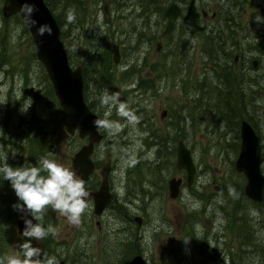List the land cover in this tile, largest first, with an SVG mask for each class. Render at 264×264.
<instances>
[{
  "label": "rangeland",
  "instance_id": "374dc122",
  "mask_svg": "<svg viewBox=\"0 0 264 264\" xmlns=\"http://www.w3.org/2000/svg\"><path fill=\"white\" fill-rule=\"evenodd\" d=\"M51 1L54 12H59L61 3ZM199 1L211 5L224 0ZM232 1L226 0L227 3ZM1 3L2 0L0 7ZM101 3L98 6L95 4L93 9L99 10ZM232 9L231 5L230 11ZM237 10L241 13L240 22L250 19L255 23L252 31L255 37L246 36L244 45L256 48L258 52L255 56H259L260 61L250 73L248 85L243 86V101L247 104L248 97H254L253 105L257 110L248 105L247 111L249 115L254 113L260 137V168L264 173V0H256L251 6H237ZM207 13H210V8ZM65 15L66 12L62 15L63 42L71 66L86 58L84 49L92 47V44L107 46L110 83L103 77L105 82L97 86L98 74L88 70L83 78L84 93L86 101L101 116V120L116 122L118 128L110 132L99 127L104 136L92 150V158L99 159L97 164L103 162L108 152L113 166L110 173L112 198L104 210L94 214L91 200L86 198L88 207L79 225L70 224L51 207L44 211L42 219L35 221L45 228L52 225L56 229L57 234L50 235L51 244L57 248L53 255L55 264L57 259H61L57 256L61 248L69 258H79L81 264H119L125 256L124 252L126 255L132 252L133 246L129 245L127 249L126 240H134L138 248L135 252H139L148 264H228L229 256L239 251L235 208H243L247 216L255 220L258 207H251L243 200L244 194L242 191L240 194L238 189L239 186L242 188L244 176L233 168L241 116L217 120L216 111L212 109L215 92L210 87L213 84L219 87L221 83L211 75L206 58L200 54L201 40L206 33H197L183 54L168 55L163 47L156 52L155 41L162 43L159 36L161 23L157 20L153 22L156 14L151 11L149 46L143 42L142 47H136V30L128 28L133 24L139 28L137 21L119 22L118 26L115 23L116 36L125 38L130 47L120 53L117 63H112L110 53L117 38L111 40L106 37L111 41L104 43V36L99 35L101 42L97 31L100 23L86 22L81 15L69 23ZM257 16L261 18L260 22H257ZM85 28L87 36L92 31V39L82 36ZM92 53L90 51L88 55ZM93 57L90 55L87 58L93 60ZM133 62L140 67L130 71ZM161 70L162 75L156 77ZM203 74L211 78L208 81L210 84L196 90L192 81L200 80ZM144 80L151 84L146 87ZM138 86L142 91L138 90ZM105 92L122 95L121 102L128 105L137 120L129 122L117 114L116 108L101 105L100 97ZM144 95L146 98H143ZM148 95L151 96L147 100ZM133 102L134 107H131ZM237 105L235 103L236 109ZM163 108L166 109L165 117L159 118ZM170 110H173L172 119ZM30 117L41 120L37 127L47 132L44 139L48 147H42L45 149L41 157L53 159L72 171L69 158L86 138L65 131L57 100L42 65L35 57L29 32L19 16L4 17L0 11V162L6 158L15 161L18 155L22 160L26 159L28 147L23 139L25 135H14V126L20 120L24 123L22 127L26 128L25 122L30 121ZM31 126L36 128V125ZM105 139H110V143L106 144ZM178 139L189 149L195 166L188 185L184 182V171L174 166V146ZM171 175L181 178L179 192L174 198L166 194V179ZM134 214L141 216L137 233L134 221L130 225L124 222L125 216L131 219ZM95 220H98L100 228L96 227ZM256 224L253 223L254 227ZM48 238L32 241V244L42 251ZM25 239L22 234L14 232L4 258L19 255V245ZM185 239L188 241L185 242Z\"/></svg>",
  "mask_w": 264,
  "mask_h": 264
},
{
  "label": "water",
  "instance_id": "95a60500",
  "mask_svg": "<svg viewBox=\"0 0 264 264\" xmlns=\"http://www.w3.org/2000/svg\"><path fill=\"white\" fill-rule=\"evenodd\" d=\"M246 1L251 2V0ZM24 5L34 9L30 14V18L23 11ZM0 11L4 17L17 13L29 32L34 45L35 57L42 65L59 105L60 119L65 131L70 135L75 132L78 137H86V142L79 145L70 156L71 169L77 178L85 182L88 174L93 169V162L90 158L93 143L101 137L97 126L93 122L101 118L87 106L83 99L80 65L71 66L68 63L65 45L59 35V27L44 0H2ZM176 12L177 8L172 3L164 10L166 23L162 34L169 30ZM195 15L192 0H190L182 16L185 31L180 40L181 49L195 30L203 28L202 25H198L194 21ZM45 26L51 29V34L47 31L43 35L39 34V29ZM117 55V50L114 49L112 51L114 62L117 61ZM252 63L254 65L255 60ZM238 138L239 143L233 160V168L244 176L243 194L258 202L263 196L264 186V176L259 165V140L254 128L245 118L239 120ZM175 167L184 170L185 184H190L194 174V163L189 149L180 139L177 140L175 145ZM107 170L108 164L106 162L102 164L99 171L100 181L97 188L87 191L92 198V209L96 215L110 200ZM180 183L179 176H170L167 179V196L169 198L176 197L180 189ZM134 218L139 221L138 216ZM24 219H32L35 224V220L28 213L16 209L15 232L17 234L23 233ZM58 264L65 263L62 259H59ZM127 264L147 263L139 253H135L129 258Z\"/></svg>",
  "mask_w": 264,
  "mask_h": 264
},
{
  "label": "flooded vegetation",
  "instance_id": "af4514ba",
  "mask_svg": "<svg viewBox=\"0 0 264 264\" xmlns=\"http://www.w3.org/2000/svg\"><path fill=\"white\" fill-rule=\"evenodd\" d=\"M158 1L159 2L154 7H152L151 6V0H68L70 5H73V6L79 5L80 6L79 13L81 16H83L85 18L86 22L100 23L101 24L100 27L98 26V30H97L99 41H101L100 36H104V38H103L104 43L110 42L111 40H115L114 38H117V41L113 46V50L114 49L117 50V54H118L117 55V61L114 62L112 60V51H113L112 50L110 53V59H111L112 63H117L119 61V58H120V53L123 52L125 49L130 47L129 44H126L125 38L120 39L119 37L116 36V34H115L116 27H114L115 23L118 26L119 22L123 23V22H127V21L133 22V20L137 21V26L139 28H136V25H134V24L129 26V28H128L129 30H136V35H137L136 47L138 48L139 46H141L143 44V42L144 43L146 42L149 46V44H150V32H151L150 20H151L152 8L155 9V11H152L153 14L154 13L156 14L153 22H155L157 20V22L161 23V27L159 29V36L162 40V43L160 40L155 41L154 50L156 52H159L160 48L163 47V48L167 49L168 55H170L172 53L173 54L174 53L175 54H183L184 50L187 49L188 45L191 43V41L193 40V38L196 36L197 33L198 34L203 33V32L206 33V36L210 39V45L206 46V47H200V51H201L200 54H202L204 56V58H206V60H207L206 65H207V68H211V69H209L211 71V75L216 76L217 77L216 80L223 85V87H224L223 95H224V93L227 92V90L228 91L231 90L230 87H233L234 90H236V87H238V91L242 92L243 86L248 85V83H249L250 73H252L258 67L260 57L255 56V52L257 51L256 48L244 45V43H245L244 39L246 38V36H247V38H251V39H253L255 37V34L252 32L253 28H255V23L250 19H248L244 23L240 22L241 13L239 10H237V6H238V8L244 6V4H246L247 6H251L252 4L255 3L256 0H251L250 3L247 2L246 0H233L231 3H227L226 0H224V1H220L218 4L213 2L211 5L208 2L200 3L199 0H192V5L194 6V11L196 12L194 21L198 25H202L203 28L195 30L182 49L180 48V40H181V38L184 34V31H185V28H184V25L182 22V16L185 13L186 7L188 6V3L190 0H158ZM100 2H102L100 9L94 10L93 9L94 5L96 4L98 6L100 4ZM171 3L175 5V7L177 8V12L174 16V19L171 23L169 30L162 34V31H163V29L165 27V23H166V16L164 15V10ZM231 5L233 6L232 11H230ZM208 8H210V13H207ZM125 11L127 12V14ZM225 12H227V13L223 14ZM158 27L159 26L157 25V28ZM83 30H84V34L82 36H85V38H87L88 40L92 39V36H91L92 31L90 32V35L87 36L85 34V32L87 31V28H85ZM92 30H94L93 27H92ZM106 37H109L111 40H107ZM203 38H204V36L202 37V39ZM214 38L218 39L220 41L221 45L218 43L219 44L218 46H214V41H215ZM248 45H250V43H248ZM176 47H177V51H175ZM86 49L87 48L84 49V53L86 52ZM66 54L69 57L68 52H66ZM67 60H68V58H67ZM213 60L216 61L215 66L217 69L214 68ZM253 60H255L254 65L252 63ZM77 64L80 65V63H77ZM77 64H75V65H77ZM139 67H140L139 64H136V62H133V64H130V68H131L130 71L133 70L132 68L137 70V69H139ZM223 67L227 68V73H226L227 74V80H226V82L225 81L223 82V79H222V76L224 74L221 70ZM80 69H81V65H80ZM151 69H154V68L151 67ZM151 69L149 68V70H151ZM202 70H206V69H202ZM164 74H166V73H164ZM161 75H162V70L158 71V73L156 74V77H160ZM81 78H82V76H81ZM210 79L211 78L207 74H203L200 77V80H198V79L193 80L192 83H193L194 88L197 90V87H201V86L205 85V86H203V88H206L207 86H209L210 83H208V81ZM144 84L147 87L151 83L148 84L147 80H144ZM213 85H215V84H213ZM138 87H139L138 90L142 91V90H140V86H138ZM82 88H83V80H82ZM157 90H158V88H157ZM150 96L151 95L147 96V100ZM244 96H245V90H243L242 96H240V97L238 95L236 96L237 97L236 100H241V99H243L242 97H244ZM119 97H121V99H119V100L122 101L123 96L119 95ZM214 97L215 96L212 97V99H213L212 103L215 102ZM143 98H146V96L144 95ZM83 99H84L85 103L87 104L88 102L86 101V97L85 98L83 97ZM236 100L234 103H237ZM90 106L91 105H89L88 107L93 112L98 114ZM237 106L239 107V104ZM131 107H134V102L131 103ZM172 113H173V110L169 114L171 119H172V117H171ZM165 114H166V109H164V108L161 109L159 112V118H164ZM100 118H101V116H100ZM240 118H244V117H240ZM240 118H239V120H240ZM253 123H254V126H252V127L254 128V130H257V127L255 126L256 122H255L254 118H253ZM238 125H239V121H238ZM97 128L99 130V127H97ZM170 128L172 129V127H170ZM100 134H101L100 139L97 142L93 143L92 147H94L95 144H97L98 142H100L102 140L104 133L100 132ZM259 139H260V137L258 136V140ZM110 141H111L110 139H105L106 144L110 143ZM156 143L158 145L160 144V143H158V141H156ZM175 145H176V143H175ZM92 150H93V148H92ZM174 151H175V146H174ZM259 156H260V162H261L262 156L260 154V141H259ZM107 157H108V159H107ZM90 158L93 162V169L90 171L87 179L84 182L85 188L87 191H92V190L97 188L98 183L100 181L99 171L102 167V164L107 162V164H108L107 182H108V191L110 193V200H111L112 192L110 189V184H111V176H110L111 174L110 173L112 171L113 166L111 164L110 154L108 152L105 153L104 160L100 164L96 163V161L98 162L99 159L95 160L94 158H92V151L90 153ZM69 163H70V158H69ZM174 166H175V158H174ZM181 170H183V169H181ZM260 170H261V168H260ZM194 172H195V166H194ZM261 172H262V170H261ZM262 174L264 176L263 172H262ZM175 177H177V176H175ZM167 179H166V182H167ZM263 190H264V186H263ZM242 192H243V190H242ZM166 194H167V185H166ZM87 198H90L91 208H93L91 196L88 195ZM246 198H248V197H246L244 195L243 199H246ZM248 199H250V198H248ZM110 200H109V202H110ZM109 202L103 207L101 212L109 204ZM92 211H93V209H92ZM135 216H138L139 221H136V219L134 218ZM132 221H134V223H135L134 229H135L136 233L139 232V229L141 226L140 225L141 224V216L138 214H134V215H132L131 219L126 217V216L124 217V222H127L128 225L132 224ZM95 224H96L97 228H100V225H98V220H95ZM127 224L125 225V227L128 228ZM131 236L134 238L133 235H131ZM104 250H107L106 247H104ZM135 253H139V252H131V255L128 256L127 261ZM124 254H125V252H124ZM141 257H142V255H141ZM229 258H230V256H229ZM229 258L226 262L228 264L231 262V260ZM144 261L146 262V260H144ZM64 263L66 264L65 261H64ZM57 264H58V262H57Z\"/></svg>",
  "mask_w": 264,
  "mask_h": 264
},
{
  "label": "trees",
  "instance_id": "16d2710c",
  "mask_svg": "<svg viewBox=\"0 0 264 264\" xmlns=\"http://www.w3.org/2000/svg\"><path fill=\"white\" fill-rule=\"evenodd\" d=\"M58 1L61 3L59 5L60 10L59 12H54L53 10L54 8L51 5L52 1L44 0V2L49 7L50 11L52 12L56 20V23L59 27V35L61 40L63 41L64 31L62 30V23H63L62 15L66 12L65 15L66 21H68L67 13L69 10H72L75 13V19H76L80 15V13H78L80 11V6L70 5L68 0L67 1L56 0V2ZM158 2H159L158 0H151V6L154 7ZM152 11H155V9L152 8ZM226 13L227 12L223 14ZM12 15L18 18L17 13ZM206 37L207 36L205 35V37L201 40V47H206L210 45V39ZM214 40H215L214 46H218L220 44V41L216 38H214ZM90 51H92L93 53L88 55ZM84 55L86 56V58L81 59L79 62L81 65L82 80L85 74L88 72V70H92L93 73L98 74L97 75L98 80L96 81V83H98L97 86L101 85L102 82H105L104 78H107V83H110V73L109 75L107 73L109 70V58H108L107 46L103 45L101 47L96 44H92V47H88L86 49ZM90 55H94L93 60H89V58H87ZM68 63H69V58H68ZM213 63H214V68L217 69L215 66L216 61L213 60ZM221 71L224 73V75L222 76L223 82L224 81L226 82L227 68L223 67ZM84 88H85V84H83V88H82V94L83 97L85 98ZM230 88L231 90L230 91L227 90V92L224 93L223 95L224 87L222 84L219 87L216 86V84L210 87V89H213V92H215V102L212 103V109L216 111V115H215L216 119L220 120L222 119V117L223 118L230 117L231 119H234L235 116L239 115L241 117H244L246 120L249 121V123L252 126H254L253 114L249 115L247 111L248 105H251V109L254 108L257 110L255 105H253L254 97L249 96L247 99L248 103L246 104L243 101V99L236 100L237 95L239 97L242 96L243 90L242 92H239L238 87H236V90H233L234 89L233 87ZM229 95H231L230 100H229ZM235 100L239 104V107H237V109L235 108V103H234ZM230 101L232 102L230 103ZM87 105L89 106V103H87ZM260 112H263L262 109L260 110ZM55 113H57L56 107H55ZM31 117L34 116L31 115ZM39 121L41 120H35L31 118L30 121L25 122L26 128H23L22 126L24 125V123L19 120L18 123L14 126V135H18V134H22L23 136L25 135L23 139L28 147V152H27L28 155L25 160H22L19 155L17 156L15 161H11L8 159L6 162L8 163L9 166L12 167H22L25 165L37 166L38 159L41 157L42 152L44 151L45 148L47 149L48 147L47 142L44 139L46 137L45 135H47V132L44 130H40L37 127ZM31 125H36V128L32 127ZM41 129L43 128L41 127ZM255 132L257 133V130H255ZM1 142L4 143V139H1ZM44 145H46V147L42 148ZM3 163L4 161L0 162V165H2ZM238 190L241 194L242 191L241 186H239ZM224 199L225 198L223 197L222 200ZM243 200L246 202V204H248L251 207L252 206L258 207V214L255 216L256 219L253 220L252 218L247 216V213L244 211L243 208H238V207L235 208L234 222L236 225V234L238 239L237 242H238L239 251H236V253L230 256L229 259L231 260V262L229 264H264V190H263V197L259 202L252 201L248 198ZM18 202H19L18 198L14 193V190L12 189L10 182L4 179H0V259H4L7 246L8 244H10L13 234L15 232L16 209L13 207V205L17 204ZM253 223L255 224L257 223L258 225L256 224L254 227ZM47 238H48V242L43 245V250L41 252L43 254H47L50 257H54L53 255L55 254L57 248L56 246L51 244L50 242V240L52 239L51 236L49 235L47 236ZM126 241L128 242V244H126L127 249L128 247H130L129 245H131L133 246L132 252L138 251V248L134 244L135 243L134 240L132 241L126 240ZM59 250L60 252L57 253V256L63 259L65 262H69L70 264L72 263L75 264L76 262L79 261V258L76 259L74 256H70L71 258L66 256V252L63 253L64 250L63 248ZM129 255H126L125 253V256L119 261L120 262L119 264H127V258ZM71 259L75 261L73 262V260ZM58 260L59 259L56 260V263L58 262ZM78 264L81 263L78 262Z\"/></svg>",
  "mask_w": 264,
  "mask_h": 264
},
{
  "label": "clouds",
  "instance_id": "9594fccd",
  "mask_svg": "<svg viewBox=\"0 0 264 264\" xmlns=\"http://www.w3.org/2000/svg\"><path fill=\"white\" fill-rule=\"evenodd\" d=\"M33 10L28 5L23 7L29 18ZM67 20L69 23L75 21L74 11H68ZM256 20L260 22L261 18L257 16ZM45 31L51 34V29L47 26L40 28L39 34L43 35ZM100 102L103 106L116 108L117 114L129 122L137 120L128 105L119 100L118 93L109 95L105 92L100 97ZM93 123L110 132L118 128L116 122L108 119H98ZM6 161L7 158L0 165V179L10 182L18 201L21 202L13 205L15 209L28 213L37 221L42 219L44 211L51 207L70 224L79 225L88 207L86 198L89 193L84 181L77 178L73 171L47 157L39 158L37 166L12 167ZM24 224L22 235L26 239L19 245L20 254L0 259V264H5V261L6 264H55V258L43 254L40 248L33 246L32 241H42L49 235L55 236L56 229L52 225L45 228L40 223L34 224L32 219H24ZM187 241L188 239H185V242Z\"/></svg>",
  "mask_w": 264,
  "mask_h": 264
},
{
  "label": "bare ground",
  "instance_id": "6f19581e",
  "mask_svg": "<svg viewBox=\"0 0 264 264\" xmlns=\"http://www.w3.org/2000/svg\"><path fill=\"white\" fill-rule=\"evenodd\" d=\"M239 172V171H238Z\"/></svg>",
  "mask_w": 264,
  "mask_h": 264
}]
</instances>
